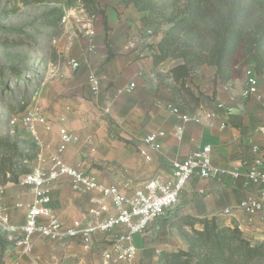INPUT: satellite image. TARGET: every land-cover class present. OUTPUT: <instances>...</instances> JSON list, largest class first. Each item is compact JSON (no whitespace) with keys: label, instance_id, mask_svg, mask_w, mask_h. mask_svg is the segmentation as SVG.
Returning a JSON list of instances; mask_svg holds the SVG:
<instances>
[{"label":"crops","instance_id":"obj_1","mask_svg":"<svg viewBox=\"0 0 264 264\" xmlns=\"http://www.w3.org/2000/svg\"><path fill=\"white\" fill-rule=\"evenodd\" d=\"M100 7L104 14L96 22L95 33H83L72 52L79 65L58 67L48 78L47 107L42 113L53 128L46 131L38 126L37 149L48 158L60 143V127H66L79 138L63 153L65 161L96 177L99 183L116 185L132 195L156 173H169L173 161L209 144L212 162L223 170L219 179L194 177L164 217L133 236L138 248L135 264H165L160 260L161 251L187 249L186 239L173 224L182 215L215 217L222 225H238L252 242H264V209L250 215L241 206L256 197L260 189L249 181L246 168L253 163V144L264 155V131L260 130L264 128V81L260 100L246 95L244 75L223 83L215 79L213 67L201 66L202 73H194L187 81L203 92L200 108H215L218 101L226 108L216 109L210 125L184 122L168 86L172 82L169 69L175 62L154 63L162 32H150L132 4L104 0ZM89 43H93V50L88 49ZM92 72L101 77L97 92L89 82ZM178 126L183 129L179 136ZM158 130L165 131L166 136L160 149L153 151L145 138ZM37 164L34 160L32 166ZM230 171L239 172V177ZM50 195L49 207L64 228L76 220L88 221L89 209L100 201L108 206L102 218L116 213L109 197L77 186L67 175L52 182ZM33 199L34 191L29 186L4 185L2 205L18 226L25 223ZM226 209L230 211L226 213ZM125 231L121 225L107 233H95L89 249L80 236L51 240L35 234V253L43 264H102L103 252ZM5 255L6 264H29L28 257L13 246Z\"/></svg>","mask_w":264,"mask_h":264},{"label":"trees","instance_id":"obj_2","mask_svg":"<svg viewBox=\"0 0 264 264\" xmlns=\"http://www.w3.org/2000/svg\"><path fill=\"white\" fill-rule=\"evenodd\" d=\"M42 3L50 0H21ZM62 4L42 16L50 30L59 27L66 8L75 0H58ZM91 14L102 13L97 0H82ZM141 13L144 26L162 32L153 54L156 65L172 60L168 83L175 107L195 113L201 104L202 91L187 83L203 65L215 69V79L223 83L243 75L244 67L254 66L264 74V0H179L171 15L163 0H122ZM168 27L162 30V26ZM36 149L21 151L16 143L0 139V185L18 182L31 171ZM187 241V249L161 251L165 264H254L264 258V242H252L238 225L227 226L215 217L182 215L174 222ZM189 227V230L186 229ZM14 243L0 233V254ZM264 264V263H260Z\"/></svg>","mask_w":264,"mask_h":264},{"label":"built area","instance_id":"obj_3","mask_svg":"<svg viewBox=\"0 0 264 264\" xmlns=\"http://www.w3.org/2000/svg\"><path fill=\"white\" fill-rule=\"evenodd\" d=\"M72 11H65L61 18L63 24L70 21ZM80 28L86 30L89 35L95 33L91 28V19L88 21L79 20ZM89 50L94 49L93 43H89ZM71 65L77 67L78 61L72 60ZM243 75L246 82L245 93L262 100L260 93L261 82L264 81V74H259L254 66L244 67ZM89 82L93 91L100 89L101 77L92 72L89 74ZM264 105V100H262ZM223 102L218 101L215 108L199 109L195 113H181L184 122L195 124L212 123L216 116V109H225ZM20 122L29 133L39 140L38 126H42L46 131L53 128L41 111L29 110L25 112ZM182 127H176V134L182 133ZM264 131V128H260ZM60 143L54 153L48 158L40 149H36V158L39 162L31 167V171L20 176L17 185L29 186L34 191V199L29 206L26 220L23 225H16L11 221L10 214L2 205V195L4 186L0 185V224L3 228L14 235V246L22 254L28 257L29 264H43L42 259L35 253L34 235L40 234L51 240H60L64 237H81V242L86 249L91 246V238L95 233H107L116 226H125L126 231L118 234L110 243V246L102 254V264H135L138 248L133 242V236L144 233L151 222L164 217L169 209L179 201L180 193L194 177L219 179L223 170L212 162V147L205 144L196 149L182 160H175L171 164L169 173H156L145 181L140 187L134 190L132 195H128L124 190L116 185L106 186L98 182L96 177L82 171L77 166L68 164L63 158L66 149L78 140V135L69 131L66 127L59 129ZM166 136V132L158 130L150 133L145 142L150 149L157 151L161 147V140ZM251 151L254 154L253 163L246 168L249 181L260 187L258 195L242 203L250 215L260 213L264 209V155L258 145L253 144ZM147 159L150 156L142 150ZM49 162V166L44 165ZM234 177H239L237 171H230ZM70 176L77 186L85 190H96L104 196L109 197L112 206L116 209L114 215L102 218L108 206L102 201L97 207L89 209L90 219L88 221L76 220L71 226L64 228L62 222L49 207L51 200V184L60 176ZM230 210L226 209V213ZM46 219L42 222L40 219Z\"/></svg>","mask_w":264,"mask_h":264},{"label":"rangeland","instance_id":"obj_4","mask_svg":"<svg viewBox=\"0 0 264 264\" xmlns=\"http://www.w3.org/2000/svg\"><path fill=\"white\" fill-rule=\"evenodd\" d=\"M97 1L100 5L104 0ZM163 2L167 15L179 4V0ZM61 4L58 0L42 3L0 0V139L16 143L23 152L37 149V143L21 124V116L29 110L42 112L47 107L45 98L51 73L78 59L72 52L77 39L86 32L80 28L79 20L91 19V28L96 30V22L103 16L102 13L91 14L82 0H75L73 6L66 8L67 12H73L70 21L60 22L58 28L49 31L42 16ZM167 27L168 24L163 25L162 30ZM194 73L200 75L202 70L199 67ZM0 233L14 240V235L1 224ZM12 246L15 247L14 243ZM5 256V253L0 254V264H6ZM260 263H264V258L254 264Z\"/></svg>","mask_w":264,"mask_h":264}]
</instances>
